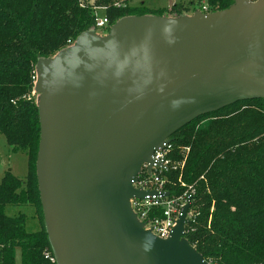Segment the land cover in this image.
<instances>
[{
	"label": "water",
	"instance_id": "1",
	"mask_svg": "<svg viewBox=\"0 0 264 264\" xmlns=\"http://www.w3.org/2000/svg\"><path fill=\"white\" fill-rule=\"evenodd\" d=\"M119 19L36 65V175L58 264H211L186 240L191 197L167 239L131 199L153 153L193 120L264 98V0ZM169 196V193H165Z\"/></svg>",
	"mask_w": 264,
	"mask_h": 264
},
{
	"label": "trees",
	"instance_id": "2",
	"mask_svg": "<svg viewBox=\"0 0 264 264\" xmlns=\"http://www.w3.org/2000/svg\"><path fill=\"white\" fill-rule=\"evenodd\" d=\"M130 1L0 0V134L28 161L25 179L9 171L0 181V264H16L18 251L21 264H48L44 224L35 232L27 229L34 218L28 210L43 219L36 175V65L93 30L96 9L104 8L105 34L123 17L164 16L165 9ZM207 5L215 12L232 1ZM168 159L166 190L174 197L193 191L185 226L190 245L211 264H264V98L193 120L171 137Z\"/></svg>",
	"mask_w": 264,
	"mask_h": 264
},
{
	"label": "built area",
	"instance_id": "3",
	"mask_svg": "<svg viewBox=\"0 0 264 264\" xmlns=\"http://www.w3.org/2000/svg\"><path fill=\"white\" fill-rule=\"evenodd\" d=\"M199 12L212 13L207 4H203ZM108 26L109 22L105 18L97 19L95 31L104 30ZM168 153L169 144L164 149L154 151L153 165L151 168L147 164L144 165L136 181L132 184L134 189L147 192V195L144 199L130 200L131 209L138 221L144 224V229L151 231L161 239H167L170 236L176 227L183 206L193 194L192 191L181 197H174L166 190L167 176L165 173L169 171L170 167ZM165 193H169V196H165ZM158 211L161 214H158ZM187 218L189 219V213ZM43 257L48 264H58L50 247L43 251Z\"/></svg>",
	"mask_w": 264,
	"mask_h": 264
},
{
	"label": "rangeland",
	"instance_id": "4",
	"mask_svg": "<svg viewBox=\"0 0 264 264\" xmlns=\"http://www.w3.org/2000/svg\"><path fill=\"white\" fill-rule=\"evenodd\" d=\"M93 3V0H90ZM144 3L145 7L150 10L165 9L164 17L174 18L179 12L182 15H193L194 12L199 11L203 4H207V0H131L129 4L131 6H138ZM178 5L173 9L174 5ZM95 14L97 19L104 18V8L96 9ZM93 30L95 28L93 27ZM97 34L105 35V30H97ZM75 43V42H74ZM73 43V44H74ZM34 97L38 100V95L33 92ZM27 157L23 153H13L11 147L7 144L4 136L0 134V181L7 172H11L13 175L20 179H25L27 176ZM29 215H34L27 222V229L31 232L38 231L40 226L44 224L39 213L36 210H28ZM16 264H21L20 252H17Z\"/></svg>",
	"mask_w": 264,
	"mask_h": 264
}]
</instances>
